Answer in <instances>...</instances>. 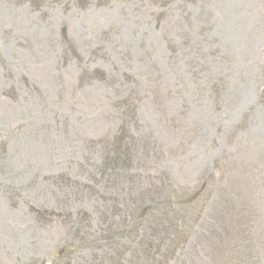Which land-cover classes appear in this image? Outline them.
I'll return each mask as SVG.
<instances>
[{
    "label": "rangeland",
    "instance_id": "374dc122",
    "mask_svg": "<svg viewBox=\"0 0 264 264\" xmlns=\"http://www.w3.org/2000/svg\"><path fill=\"white\" fill-rule=\"evenodd\" d=\"M0 264H264V0H0Z\"/></svg>",
    "mask_w": 264,
    "mask_h": 264
}]
</instances>
